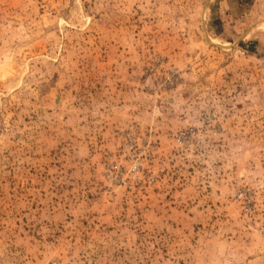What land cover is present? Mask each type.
<instances>
[{
  "label": "rangeland",
  "instance_id": "374dc122",
  "mask_svg": "<svg viewBox=\"0 0 264 264\" xmlns=\"http://www.w3.org/2000/svg\"><path fill=\"white\" fill-rule=\"evenodd\" d=\"M264 264V0H0V264Z\"/></svg>",
  "mask_w": 264,
  "mask_h": 264
},
{
  "label": "built area",
  "instance_id": "2783aa9c",
  "mask_svg": "<svg viewBox=\"0 0 264 264\" xmlns=\"http://www.w3.org/2000/svg\"><path fill=\"white\" fill-rule=\"evenodd\" d=\"M46 264H62V263L56 260H51V261H48Z\"/></svg>",
  "mask_w": 264,
  "mask_h": 264
}]
</instances>
